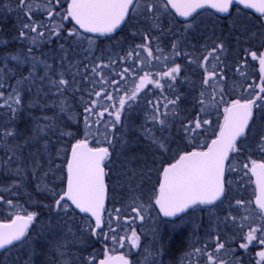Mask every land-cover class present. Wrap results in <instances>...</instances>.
Returning a JSON list of instances; mask_svg holds the SVG:
<instances>
[{"label":"snow or ice","instance_id":"1","mask_svg":"<svg viewBox=\"0 0 264 264\" xmlns=\"http://www.w3.org/2000/svg\"><path fill=\"white\" fill-rule=\"evenodd\" d=\"M67 7L61 0H16V10L23 13L25 19L21 23L20 31L18 33L19 40L28 41L29 46L24 52L10 54L2 58L3 67L0 72L12 71L8 67L7 61L15 62V65L30 64L29 74L22 76L17 81L20 85L29 80L35 81L37 79L36 70L38 66L43 65L44 75L39 77L41 82H48L50 89H55L56 93L63 94L68 86L69 81L63 77L61 73L58 79H53L49 73L52 71V65L48 64L46 60H41L36 57V48L42 42H51L53 38L59 40L64 28V22L67 21L73 25L72 29L67 31L68 38H75L77 43H81L87 39L89 45L94 43L91 37H85L82 33H91L98 36H108L117 30L123 23L131 21L135 17L143 16L145 19L158 18L161 11L167 12L169 9L173 10L179 17L187 20L197 13L198 9H212L219 14H230V9L235 5H242L245 9H253L256 13L264 18V0H64ZM3 7L8 8L9 5L4 4ZM58 9H63L59 11ZM40 15V19H36V15ZM57 17L59 19L57 20ZM190 24L185 25L189 27ZM136 33H133L135 35ZM144 43L137 44L136 49H142L147 53V59L141 60L140 51L130 50L127 53V59L121 58L122 63L132 61L135 67L125 66L121 72H114L113 75H119L120 80L126 81L129 76H132L137 71L143 70L142 65L147 63L149 66L153 59L160 60V56H154L149 46V37L144 36ZM0 44H7V41L0 40ZM264 46V45H262ZM61 50H64V45H60ZM175 56H180L181 53L177 50V44L172 45ZM158 51H162L158 49ZM225 51L224 43L217 42L215 46L200 58L199 67L204 69L203 75V89L198 99V104L201 106L200 111L196 115L195 120H188L183 123L181 127L184 130L185 137L189 140L194 139V134L199 130L204 129L205 125H210L211 121L207 118H202V113H207L211 107H218L223 105V119L219 124V130L216 133L215 139L206 146H202L199 150L192 151H178L177 157L173 162L167 163L162 167L158 187L154 188L152 193V203L159 209V213L166 218L178 216L189 209H196L197 207L214 205L217 201L225 195L226 185L230 181L226 180V172L237 171V168L230 163V154L241 151L238 141L241 138L247 137L248 133L252 131L253 125L257 119L264 117V52L249 51L245 49V53L251 56L253 61H258L260 79L262 83L258 85V91L251 90L249 85L245 92L249 95L244 99H233L230 101L224 98V89L221 88L217 80H225L222 74L223 67L217 71V65L213 64L212 70L209 71L208 63L210 60L221 61V54ZM187 56L188 54L185 53ZM133 57L136 59L133 60ZM163 59L167 61L168 56ZM189 63H195L196 59L189 58ZM111 63H115L112 61ZM222 63V62H221ZM85 68L88 66L85 65ZM110 64L96 63L91 67V72L94 76L99 77V80H89L93 85L99 84L102 87L96 90L93 87L92 91L88 93L89 97L95 96L96 99L85 101L84 107V130L82 136H75L70 131L59 129V137L63 139L65 136L71 137L74 142H71L70 152L63 157L66 159L65 170L67 173L66 187L61 193H56L47 188L43 184L42 178L37 184L38 190L50 191L54 198V205L57 214L64 212L67 214L70 209L78 210L79 213L86 214L94 221L87 225L85 231L89 232L91 236L98 237L104 235L105 240L109 238L113 245L119 244L121 247L125 243L131 246V249L141 247L140 236L135 228L130 229V235L117 236V228H125L130 223L136 220L143 221L147 208L143 203H138L140 197L137 195H130L131 204L127 208H116L115 215L109 212V220L107 222L108 231L104 232L105 221L103 214L105 212V200L107 194L106 186V168L110 162V147L115 141L114 130L116 125L121 124V113L126 105L131 107V103L138 100L139 94L143 91L146 85H152L156 89L163 90L165 84L162 81H176L181 72V65L175 63L167 66L163 72H157L155 76L150 71H144V75L139 77V81L135 83V87H129L124 90V94L118 99V106L116 104H109L103 106V110L97 112V107L101 106L98 101L106 99L108 101L116 100L112 91L107 90V85H116L115 92H120V81L109 80L103 69L109 68ZM243 65L237 67V72L241 71ZM87 79V77H85ZM172 88V84L167 85ZM5 84L0 81V89H4ZM211 89V92L208 91ZM79 90V89H77ZM174 90V89H173ZM251 90V91H250ZM163 95V91H161ZM219 97V99L217 98ZM179 96L175 99L164 97L163 101L157 102L156 106L152 108L151 121L154 124L161 126V131L168 124L167 117L169 115L175 116V109L161 112L160 105L168 110L169 105H176L179 101ZM0 108H6L11 113L10 121H14L20 107L23 105L18 86H13L11 92L5 96L3 91H0ZM151 105V101H149ZM62 112L67 111L65 103L61 100L58 106ZM109 108L112 111H109ZM105 113L113 119L103 124V131L100 127L94 125H101L104 120ZM71 115L69 119H71ZM95 118V119H94ZM49 117H44L45 121L50 120ZM52 126L49 124L38 125L34 129V136L46 133ZM103 136L101 141L99 138L93 140L91 137ZM16 137V132L13 127H0V142L5 145L7 153V160L2 163L10 165L11 161L16 157L15 148L12 147L9 138ZM31 139V138H30ZM29 141H25L28 143ZM152 143L161 152H167L170 149L165 139L152 137ZM108 146H104V145ZM257 149L264 153V131H262L257 140ZM47 151V145L44 146ZM59 154V153H58ZM18 159V158H17ZM52 161H49L48 171H53L51 167ZM33 167V176L36 177V169L40 167L37 160ZM243 168L246 170L245 175L250 173L254 178V183L257 189L255 197V209H246L247 215L240 217L230 216L232 224L237 228L234 233L233 241L221 239L220 235H215L211 238L209 243H205L203 247H195L194 258L198 260V264H242L238 257L234 256L235 248L232 244L239 243V248L247 251L249 246L257 241L264 246V161H256L250 159L244 163ZM23 169L17 165L14 174L17 176L23 175ZM48 173L45 172L46 176ZM136 173L133 171L128 176L129 184L135 178ZM18 185H13L16 187ZM138 187V185H137ZM11 189H9L10 191ZM134 190L130 187V192ZM0 202L7 203L9 209H12L13 202L11 200L4 201L0 197ZM236 205L244 207L243 200H236ZM52 209L49 208V211ZM130 210L134 216L127 215L123 217V225H121V213ZM37 213L29 211L26 214H20L17 211L9 223L0 224V250L7 249L9 246L17 242H22L30 225H32L37 218ZM112 220L116 221V226H113ZM67 244H58L57 253L65 256L64 249ZM147 251V250H146ZM152 255L148 252L145 256V264H148L149 257ZM258 260L256 264H264V250L256 253ZM93 259L88 260V264H93ZM64 264H69L65 260ZM99 264H130L126 255H112L109 249H104V258L99 261ZM151 264H155L152 260Z\"/></svg>","mask_w":264,"mask_h":264},{"label":"flooded vegetation","instance_id":"2","mask_svg":"<svg viewBox=\"0 0 264 264\" xmlns=\"http://www.w3.org/2000/svg\"><path fill=\"white\" fill-rule=\"evenodd\" d=\"M188 24L190 26L185 27ZM70 25L73 27L71 23ZM133 33L136 34L133 35ZM82 35L91 37L95 45L101 41L110 43L118 40V63L121 71L125 66L131 65L135 67L132 61H128V63L121 62L122 57L127 59V53L130 50L140 51V59H147V53H144L142 49H136V45L145 42V35L149 37V46L153 55L161 58L159 61L153 59L159 64V67L154 70L144 68L142 65L143 70H140L138 75L127 78V80L131 79L134 81L132 88L139 81V77L144 75V71H150L155 76L157 72H163L166 65L171 66L175 63L181 65V72L174 83L167 80L162 81L165 84L163 90L156 89L152 85H146L135 102L152 109L153 106L157 105L158 100L163 101L165 96L170 99H175L176 96L180 98L176 105H169L168 110L160 105L161 112L176 110L175 116H168L169 122L173 125L169 132H162L161 137H159V132L151 133L158 138L165 139L166 142L168 138L171 140L173 138L178 145L174 150L167 152H161L154 145V154L159 156V164L161 163L158 173H155V178L153 177V180L155 179L154 188L158 187L162 167L166 166L167 163L173 162V159L177 157L178 151L199 150L202 146H206L215 138L219 130V124L222 123L223 105H220L211 107L207 113L201 114L202 118L209 119L211 124L205 125L204 129L195 133L194 139L189 140L186 138L181 127L188 120H195L197 113L200 111L201 106L198 104V99L203 89L202 81L204 75V69L199 67L200 58L206 55L215 46V43L222 41L225 51L221 54V61L210 60L207 66L209 71L212 70L213 64L217 65V71H219L220 67H223L224 71L222 74L225 76V80H217L216 82L224 89L225 100L244 99L249 95L244 89L251 85V90L258 91L257 86L262 83L258 61H253L251 56L245 53V49L264 52V46H262L264 45V18L238 5H233L230 9V14L226 16H220L211 9H204L194 14L190 19L183 21L179 20L176 14L169 9L167 12L161 11L158 18L145 19L143 16L135 17L131 21L123 23L115 33L108 36L94 37L83 33ZM174 42L177 44V50L181 53L180 56L174 55L172 48ZM158 49L162 51H158ZM185 53L188 55L186 56ZM164 56H168L169 59L165 61L163 59ZM189 58L196 59V62L189 63ZM135 59L133 57V60ZM152 62L151 64H153ZM240 65H243L241 68L243 75L236 70ZM148 66L147 64L146 67ZM168 84H172V88H169ZM161 91H163V95H161ZM208 91L211 92V89H208ZM217 98L219 99V97ZM149 101H151V105ZM262 131H264V117L258 118L247 137L238 141L241 151L230 154V163L237 168V171L226 172V180L230 181V183L226 185L225 195L220 201H217L214 205L190 209L185 214L173 219L163 218L151 201L152 220L155 222L152 227L146 223L145 218L142 222L136 220L123 229L118 227L116 232L118 237L130 235L127 229L135 228L140 236L141 247L131 249L130 246H124L113 252L112 255H126L130 264H141L142 260L145 261V256L148 252L152 253L149 258L150 261L154 260L155 264H198V260L194 258L193 250L195 247H203L215 235H220L223 240L233 241L237 228L232 224L229 217L236 216L239 219L248 214L246 209H255L256 185L250 173L248 175L244 174L246 170L243 165L250 159H255L258 162L264 161V153H261L256 146ZM195 135L199 138L196 139ZM106 172L108 173L107 168ZM106 185L108 199L103 214L105 221L104 232L108 231V214L111 208L108 175L106 176ZM238 199L244 201L243 208L236 205V200ZM71 210L78 217L86 218L89 224L94 225L93 220L89 216L79 214L74 209ZM120 223L123 225V218H121ZM112 224L116 226V221L112 220ZM31 227L32 225L25 239L28 238ZM101 235L102 239L105 240L104 235ZM20 243L18 242L1 251L0 257L4 252L13 249ZM106 244L108 248L110 245L115 246L110 238L106 240ZM232 247L236 250L234 256L238 257L242 264H256L258 260L256 253L264 250V246L257 241H254L247 251L240 249L238 242L232 244ZM103 257L104 252L97 263Z\"/></svg>","mask_w":264,"mask_h":264},{"label":"rangeland","instance_id":"3","mask_svg":"<svg viewBox=\"0 0 264 264\" xmlns=\"http://www.w3.org/2000/svg\"><path fill=\"white\" fill-rule=\"evenodd\" d=\"M61 3L64 4L65 8L64 0H61ZM4 4L9 5V7H3ZM16 7V4L13 2L0 0V12L4 15L10 14L9 16L12 17V19L17 18L20 14L23 15V13H19L16 10ZM58 10L61 12L63 11V9ZM40 18V15L37 14L36 19ZM58 19L59 17H57V20ZM64 26H66V28L64 27L62 29V37L58 41L56 40L54 43H51L49 48L46 47V44L44 45V42H42V44L40 43L41 45L36 48L39 52L35 55L37 58L46 60L48 64L52 65V71L49 75L53 79H58L60 74H63V77L69 81L67 90L61 95L56 93L55 89H50L48 82H41L39 77L44 75V69L43 65H40L36 70L37 79L34 82L29 80L20 85H17V81L20 80L22 76H14L12 80L8 81L9 79H3L5 73L0 72V81H3L5 84L4 89H0V91H3L5 96H7V94L11 92L13 86H18L21 97L24 99V96H27V105L37 103L40 104L41 109L43 106L50 108L49 113L53 114H49L48 117H53V119L48 121H55V119L61 117L62 115H65L64 118L66 120L72 121L78 117L77 114H82L77 134L72 132L75 136H82L84 130L83 117L85 115V101L96 99L95 96L89 97L88 93L92 91L93 87H95L96 90H99L102 87L98 83L95 85L89 83V80H99V77L94 76L91 72V67L96 63L110 64L109 68L103 69L102 71L109 80L114 79L120 81V92L114 91L116 85L108 84L106 86L108 91L113 92L116 100L108 101L106 99H101L98 101V104L101 106L97 107V112L102 111L103 106H107L109 104H116L118 106L119 97L124 94V90L126 88L132 87L134 81L128 79L125 82L120 80L119 75H113L114 72H121L118 63V40H114L110 43L101 41L98 47L94 43L89 45L87 39H85L82 44L77 43L75 38H64L67 36V31L72 29V27L69 28V26H67V21L64 22ZM26 42L27 41H22L19 48L16 49L15 52L7 53L6 56L23 52L22 50H27L29 45L27 46ZM61 44L64 45L63 51L60 48ZM4 56L5 55H1V57ZM112 61H115V63H111ZM7 63L9 69L11 70H19L23 68L24 65H27L28 71L23 76H27L29 74V69L31 67L30 64L15 65V62L11 60L7 61ZM152 63L153 64L148 67H146L147 63L143 66L144 68L154 70L159 67V64L155 61ZM85 65L88 67L85 68ZM138 73L139 71L134 73L132 76H136ZM85 77H87V79H85ZM61 100L64 101L67 111L62 112L58 107ZM0 103H3V101H0ZM75 109H77V111H75ZM109 111H112V109L109 108ZM9 114L11 113L8 112L6 108H0V127L11 126L15 130L13 125L14 121H10L11 115ZM70 115L72 117L71 119H69ZM151 115L152 109L146 108L145 105L140 104L139 102L131 103V107L126 105L125 109L121 113L122 122L121 124L116 125L114 130L116 139L113 145L109 146L111 153L110 162L106 163H108L107 170L111 195V208L109 212H111L114 216L116 208H127L128 205L131 204L130 195H137L140 197L138 203H143L147 208L145 213L146 223L152 227V224H155L154 220H152L153 212L150 208L152 201L151 197L154 191L155 179L153 180V177L155 178V173H158L161 163L159 164V156L154 154L155 146L152 143V137L156 136L151 133L159 132V137H161V133L165 131L169 132L173 125L169 122V117H167L168 124L164 130L161 131V126L154 124L151 121ZM112 119L113 118L111 116H108V114L105 113L104 120L101 122V125H94V128L100 127L103 131V124ZM41 122L53 125L51 123H46L47 121L44 119ZM51 128L46 133L40 134L41 137H37L41 139L38 141V147L42 151L43 158L38 160L40 167L35 170L37 174L36 177L33 176L32 167L35 163L30 162L31 168L29 165L27 168L30 170L29 172L24 171L23 175H16L13 179H11L8 185L6 184L1 186L3 189H0V197L5 198L4 195H7L8 198L4 201L11 200L14 207L9 209L7 203L0 202V221H8L17 211H19L22 215L26 214L36 205H40L42 202L37 200L39 199V196H37L38 194L45 197L46 204L41 205V211L39 216L35 219L34 224H32L28 238L22 241L19 245L13 247V249L4 252V254L0 257V264H64L65 260L69 261V264H88V260L90 258H94L93 264H96L103 254L104 249L107 247L106 240L102 239V235L99 237L92 236L97 245L93 248L87 247L85 243L91 236L89 232L84 230V225H87V222L80 219L76 220L69 212L67 214L64 212L57 214L54 205V198L50 194V191H41L37 188V184L42 178L43 184L41 187H43V185H47L49 190L56 193H61L64 189L66 159L63 157H66L68 154L71 146L70 141L74 142V140L68 136L61 139L59 137V130H57L58 127L54 128L53 131ZM195 136L196 139L199 138L197 135ZM96 138H99L101 141L104 139L103 136H93L91 137L93 143ZM9 141H11V145L13 147V138H9ZM167 144L170 150H174V148L178 146L173 138L172 140L168 138ZM45 145H47V151L44 149ZM104 146L108 145L105 144ZM0 148L5 153L6 148L4 147L3 142H0ZM0 154L2 153L0 152ZM17 157V155L14 157L10 165L15 163L19 164V157L18 159ZM50 160L53 162L51 165L54 169L53 171H48ZM133 171L136 173V176L131 181L130 185L128 176H130ZM45 172L48 173L46 176L44 175ZM16 177L18 178L20 187H22H19L18 190L20 191V194L18 195L14 193V191H16V187H13V185H17L15 182ZM27 180L33 181L35 187L37 188V195H30L29 192L24 189L25 182ZM130 187L134 190L133 192H130ZM9 189L11 190L9 191ZM49 208L52 210L49 211ZM120 215L121 218H123L127 215L134 216V213H131L130 210H128L122 212ZM71 228H73L72 231ZM127 231L130 232V229L128 228ZM70 233L73 238L69 242L68 239L70 237ZM58 244H67V247L64 249L66 253L64 257H61L57 253ZM125 246L130 245L126 242ZM110 247H112L109 250L110 254L117 251L119 248H122L118 243L115 244V246L110 245L109 248ZM141 264H145V261L142 260ZM148 264H151L150 258Z\"/></svg>","mask_w":264,"mask_h":264},{"label":"trees","instance_id":"4","mask_svg":"<svg viewBox=\"0 0 264 264\" xmlns=\"http://www.w3.org/2000/svg\"><path fill=\"white\" fill-rule=\"evenodd\" d=\"M6 1L13 2L16 4V0H6ZM9 15L10 14L4 15L2 12H0V40L7 41V44H0V67H3V62H2L3 57H1V55L6 56L7 53L15 52L16 49L19 48L20 43H22V41L19 40V38H18V33L20 31L21 23L23 22L25 17L22 14H20V16H17V18L12 19V17H10ZM67 26H69V28H71V25L69 22H67ZM64 27L66 28V26H64ZM56 40H57L56 38H53L51 42H44V45L46 44V47L49 48L51 43H54ZM26 44L28 46L29 42L27 41ZM41 44H39V45H41ZM99 45H100V43L97 44V47ZM22 49H23V47H22ZM6 50H7V52H6ZM22 51L24 52L26 50H22ZM38 52L39 51L36 50L35 54H37ZM27 71H28V66L24 65V67L19 69V70L14 69L11 72H7V73L4 72L5 76L3 79H9L8 81H10V80H12V78L14 76L25 75ZM14 73H16V74H14ZM22 99H23V97H22ZM26 101H27V96H24L23 105L20 107V111L17 113L16 118L13 122V125L15 127V132H16L15 140H13V147L15 148L16 155L19 157V160H18L19 166H21V168L25 172L26 171L29 172L30 170L27 168H28V165L30 166V162L35 163L37 160L43 158L42 151L38 147L39 146L38 141H40L41 139L37 138V137H41V136L40 135L34 136V134H33L34 129L37 128L38 125H42L44 123V122H41L44 119V117H48L49 114H53V113H49L50 108H48L46 106H43V108L41 109L40 104L34 103L31 105H27ZM7 111H8V109H7ZM75 111H77V109H75ZM9 115H11V114H9ZM64 116L65 115H62L61 117L55 119V121L51 120V121H47L46 123L53 124V125H51L52 131L54 128L58 127L57 130L64 129L66 131L75 132L77 134V132H78L77 130H78V126H80V118L82 117V114H80V113L77 114L78 117L72 121L66 120L64 118ZM51 119H53V117ZM25 141H29V142L25 143ZM10 143H11V141H10ZM52 143H53V141H52ZM4 147H5V145H4ZM0 152L2 153V154H0V189H3V187H1V186L6 185V184L8 185L10 180L16 176L14 174V170L18 164H16V163L13 165L3 164L2 162L7 160V155L9 153H7V151H5V153H4L1 148H0ZM30 168H31V166H30ZM15 182L17 183L18 186H16V191H14V193L16 195H18V194H20V191L18 190L20 187V184L18 183L17 177L15 179ZM20 188H22V187H20ZM24 189L27 192H29L30 195H37V188L35 187L33 181L27 180L25 182ZM37 196H39V199H37V200H40L42 203H40V205H36L35 207H33L31 211L32 212L35 211L38 214L37 216H39V213L41 211L40 210L41 205H44L46 203H45V197H43L39 194ZM4 197H5L4 200L6 198H8L7 195H4ZM69 213L76 220H79V219L82 221L84 220L87 222V225L89 224L88 219L83 218V217H78L71 209L69 210ZM43 217H45V216H43ZM87 225L86 224L84 225V230L87 227ZM72 229L73 228H71V231H72ZM72 238L73 237L70 233V237L68 239L69 242L72 240ZM85 244L87 245V247H91V248H93L97 245V243L95 242V240L92 236H90L87 239V242Z\"/></svg>","mask_w":264,"mask_h":264},{"label":"water","instance_id":"5","mask_svg":"<svg viewBox=\"0 0 264 264\" xmlns=\"http://www.w3.org/2000/svg\"><path fill=\"white\" fill-rule=\"evenodd\" d=\"M234 5H235V4H234ZM238 6H240V7L243 8L242 5H238ZM66 7H67V5H66ZM243 9H245V8H243ZM170 10H171V9H170ZM201 10H204V9H198L197 12H199V11H201ZM211 10H212V9H211ZM246 10L251 11V12H253V13H256L253 9H246ZM172 11H173V10H172ZM213 11H214V10H213ZM173 12H174V11H173ZM174 13H175V12H174ZM194 14H196V13H194ZM194 14H193V15H194ZM217 14H219V13H217ZM256 14H258V13H256ZM219 15H220V16H226L227 14H219ZM176 16H177V15H176ZM177 18H178L179 20H181V21L185 20L184 18L179 17V16H177ZM190 18H191V17H189L188 19H190ZM188 19H187V20H188ZM122 25H123V24H122ZM122 25H121V26H122ZM121 26H120V27H121ZM120 27H119V28H120ZM119 28H118V29H119ZM118 29H117V30H118ZM117 30H115L113 33H115ZM113 33H112V34H113ZM84 34L91 35V36H96V37H100V36H98V35H96V34H91V33H84ZM110 35H111V34H110ZM214 139H215V138H214ZM210 143H211V141H210ZM70 148H71V146H70ZM69 152H70V149H69ZM69 152H68V153H69ZM65 173H66V170H65ZM66 179H67V173H66V178H65V187H66ZM64 189H65V188H64ZM107 193H108V192H107ZM106 203H107V194H106L105 206H106ZM207 206H210V205H207ZM156 209H157V211H158V213H159V209H158V208H156ZM74 210H75V209H74ZM189 210H190V209H189ZM75 211L79 213L78 210H75ZM186 212H187V211H186ZM186 212L181 213V214H179L178 216L183 215V214H185ZM79 214H82V213H79ZM159 214H160V213H159ZM82 215H86V214H82ZM160 215H161V214H160ZM86 216H87V215H86ZM161 216H162V215H161ZM178 216L171 217V218H166V217H163V216H162V217L165 218V219H173V218H176V217H178ZM90 218H91V217H90ZM10 221H11V220H10ZM10 221H0V224H3V223H9ZM93 222H94V221H93ZM30 226H31V225H30ZM29 228H30V227H29ZM17 243H18V242H17ZM17 243H15V244H17ZM15 244H14V245H15ZM12 246H13V245H12ZM9 247H11V246H9ZM9 247H8V248H9ZM3 250H5V249H3ZM3 250H0V252L3 251ZM116 255H117V254H116ZM117 256H118V255H117ZM103 258H104V257H103ZM103 258H102V259H103ZM97 264H99V262H98Z\"/></svg>","mask_w":264,"mask_h":264}]
</instances>
